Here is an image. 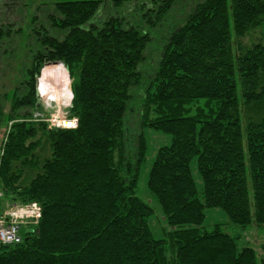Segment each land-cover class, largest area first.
<instances>
[{
	"label": "trees",
	"instance_id": "obj_1",
	"mask_svg": "<svg viewBox=\"0 0 264 264\" xmlns=\"http://www.w3.org/2000/svg\"><path fill=\"white\" fill-rule=\"evenodd\" d=\"M146 1L147 31L117 16L89 22L104 0H52L48 18L62 35H41L7 113L0 95V209L41 207L20 243H0V264H264V241L257 250L223 224L203 225L205 208L216 207L264 233V43L243 42L264 27V0H199L164 37L139 104L140 130L170 137L154 153L143 132L129 147L126 117L152 30L177 0ZM48 63L74 81L75 128L35 120ZM149 154L146 187L172 228L164 238L137 195Z\"/></svg>",
	"mask_w": 264,
	"mask_h": 264
},
{
	"label": "rangeland",
	"instance_id": "obj_2",
	"mask_svg": "<svg viewBox=\"0 0 264 264\" xmlns=\"http://www.w3.org/2000/svg\"><path fill=\"white\" fill-rule=\"evenodd\" d=\"M122 1L121 5H117L111 0H104L89 22L100 23L107 17L117 16L125 23V26H137L147 31L148 24L142 18L143 12L140 11L138 5L146 3L147 10L153 6L146 0ZM197 1L199 0H177L171 12L166 15L164 22L155 25L152 30V41L148 43L145 60L140 66L143 82L134 89L130 104L131 110L126 117L127 135L131 149L136 146V137L142 132L149 142L150 153H154L159 146L168 144L170 141V137L166 134L151 129L140 130L139 104L144 96L145 86L152 79L164 37L169 31L183 23ZM54 13L52 0H0V29L5 30L0 37V95H5V113L8 112L9 102L14 94L21 90L18 88L26 78L25 70L32 56L42 50L41 35H58L59 37L62 35L52 28L48 18L49 14ZM259 39L264 43V27L252 31L249 36L244 38L243 42L248 44ZM56 68L59 70L58 74L52 71ZM40 75L37 90H39L41 109L34 115L43 118L51 117V115H57L60 118L67 117L74 81L68 80L66 71L62 67L49 66V64L41 71ZM153 155L149 154L141 165L137 181V195L153 208L154 214L150 220V227L154 237L164 238L165 232L172 228L166 224L158 204L146 187L147 172ZM191 168L197 186L200 187V179L194 163H191ZM204 212V226L215 223L223 224L228 233L239 238L241 245H251L259 250V244L264 241V233H260L253 224L246 229H240L229 222L227 215L220 208H205ZM25 229L26 227H22L20 233L22 234Z\"/></svg>",
	"mask_w": 264,
	"mask_h": 264
},
{
	"label": "built area",
	"instance_id": "obj_3",
	"mask_svg": "<svg viewBox=\"0 0 264 264\" xmlns=\"http://www.w3.org/2000/svg\"><path fill=\"white\" fill-rule=\"evenodd\" d=\"M35 116V115H34ZM36 117V116H35ZM35 120H43L49 127L75 128L76 118L51 115V117H36ZM67 122V124H65ZM2 150V149H1ZM2 193L0 191V199ZM41 216V207L30 202L23 205H9L6 203L0 209V243L17 244L22 240L20 229L22 225L36 224Z\"/></svg>",
	"mask_w": 264,
	"mask_h": 264
},
{
	"label": "water",
	"instance_id": "obj_4",
	"mask_svg": "<svg viewBox=\"0 0 264 264\" xmlns=\"http://www.w3.org/2000/svg\"><path fill=\"white\" fill-rule=\"evenodd\" d=\"M48 64H52V63H48ZM47 64V65H48ZM53 64H58V63H53ZM39 83V78H37L36 79V85ZM26 232H30V233H32L33 232V230H27Z\"/></svg>",
	"mask_w": 264,
	"mask_h": 264
},
{
	"label": "crops",
	"instance_id": "obj_5",
	"mask_svg": "<svg viewBox=\"0 0 264 264\" xmlns=\"http://www.w3.org/2000/svg\"><path fill=\"white\" fill-rule=\"evenodd\" d=\"M58 66H61V67H62V68H63V69L66 71L67 78H68V80H69L70 78H69L68 72H67V70L64 68V66H63V65H61V64H60V65H58ZM42 70H43V69H42Z\"/></svg>",
	"mask_w": 264,
	"mask_h": 264
},
{
	"label": "bare ground",
	"instance_id": "obj_6",
	"mask_svg": "<svg viewBox=\"0 0 264 264\" xmlns=\"http://www.w3.org/2000/svg\"><path fill=\"white\" fill-rule=\"evenodd\" d=\"M55 77V76H54ZM64 79H66V78H64ZM67 80V79H66ZM63 81V80H62ZM69 107H70V105H68V109H69ZM65 124H67V122L65 123Z\"/></svg>",
	"mask_w": 264,
	"mask_h": 264
}]
</instances>
